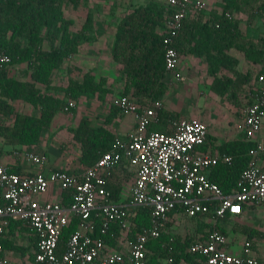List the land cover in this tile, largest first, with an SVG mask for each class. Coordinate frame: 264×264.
I'll use <instances>...</instances> for the list:
<instances>
[{"label": "built area", "instance_id": "1", "mask_svg": "<svg viewBox=\"0 0 264 264\" xmlns=\"http://www.w3.org/2000/svg\"><path fill=\"white\" fill-rule=\"evenodd\" d=\"M168 4L163 39L165 69L173 81L184 82L176 36L192 8L202 11L206 4L202 0H168ZM226 17L233 20V14ZM11 63L10 56L1 52L0 69ZM113 105L121 115L134 118V128L129 133L118 132L112 149L82 172L57 169L47 174L46 153L15 151L13 158L23 155L25 163L39 169L19 174L2 162L0 154V237L9 233L12 222L30 228L37 238L31 264H150L149 244L169 234L172 219L203 216L214 228L190 246V252L200 256L199 264H259L250 242L233 245L216 224L228 215L245 216V205L264 204V142H253L263 126L264 73L258 74L254 101L240 109L243 133L254 145L248 151L249 163L238 189L228 194L209 179V173L219 164L232 165L234 157L201 150L209 144L207 123L171 117L170 132H149L158 121V110L164 109L161 101L140 104L123 96ZM74 106L70 102L64 112L69 113ZM120 165L134 170L129 202L115 201L107 189L112 171ZM64 192L71 200L68 207L61 202ZM139 208L150 210L151 223L133 234L129 215ZM73 219L79 225L59 252L63 233ZM106 236L117 239L116 245L107 244L102 238ZM2 252L0 246V264H14Z\"/></svg>", "mask_w": 264, "mask_h": 264}, {"label": "trees", "instance_id": "2", "mask_svg": "<svg viewBox=\"0 0 264 264\" xmlns=\"http://www.w3.org/2000/svg\"><path fill=\"white\" fill-rule=\"evenodd\" d=\"M81 1L0 0V53L8 54L13 66L26 65L30 78L20 80L13 76L12 70H7L8 67L0 69V116L11 120L9 124L0 122V139L11 148V152L21 153L26 147L37 146L44 130L51 127L57 115L65 111L70 102H74L75 106L70 108L69 113L76 114L77 103L84 95H97L102 99L109 93L106 78L97 80L92 71L85 73L82 80L72 79L66 87L57 88L54 85V73L67 60L79 54L83 45L95 40L93 34L96 23L92 13L88 14L85 22L77 29L76 21L67 18L64 13L65 5L77 6ZM219 5L223 11L221 14L198 10L190 13L176 36L175 47L182 56L204 58L207 74L212 78L211 90L221 98L232 99L236 98L241 83H250L254 78L249 73L243 75L238 72L237 66L240 62L230 53L234 50L241 51L246 60L259 64L264 59V47L251 40L249 42L246 36L240 34L238 23L229 20L226 15L243 12L252 21L263 19L264 3L261 0H219ZM169 13L168 2L149 0L145 5L128 12L116 28L111 55L113 62L121 68L125 85L122 95L130 96L140 104L161 101L164 105V98L170 89L165 82L167 73L163 46V28ZM45 90L62 92L64 97H54ZM15 102L32 106L38 111V115L17 111ZM110 108V114L103 126H94L90 120L83 118L78 127L71 131L73 140L81 147L79 160L88 167L94 165L114 145L115 134L107 127L121 113L113 104ZM171 117L184 119L180 114L159 109L158 121L150 126L149 132L168 133L166 127ZM252 146L253 143L244 140L223 145L221 152L232 155L234 162L232 165L219 164L212 168L209 179L227 194L237 190L241 174L248 166V151ZM206 149L207 146L201 150L206 152ZM3 151L0 148V153ZM129 169L120 165L111 173L107 189L115 201L120 200L123 194L122 178H131L133 175ZM11 171L18 173L12 168ZM131 181L133 183L132 178ZM61 202L65 207L70 206L68 192L61 195ZM126 202H129V198ZM254 207L257 206L245 205L244 211L248 212ZM129 218L134 225L133 234L142 232L151 223L148 208L132 209ZM231 219L235 218L228 215L216 224V228L226 237L229 232L224 223ZM194 220L200 224V240L214 228L203 216ZM78 225V220L73 219L64 231L59 252L64 250L70 234ZM235 227L240 229L241 235L252 244L256 252L255 241L263 237V234L245 225L236 223ZM17 231L32 234L30 246L15 243ZM102 238L111 246L117 243V239L110 236ZM195 242L191 238L187 242H181L174 236L164 234L160 240L149 244L148 261L150 264H160L162 260H166L168 264H199L200 256L189 250ZM0 246L2 254L16 252L21 256H28V261L33 263L37 238L30 228L22 226L20 222H12L9 233L0 237Z\"/></svg>", "mask_w": 264, "mask_h": 264}, {"label": "rangeland", "instance_id": "3", "mask_svg": "<svg viewBox=\"0 0 264 264\" xmlns=\"http://www.w3.org/2000/svg\"><path fill=\"white\" fill-rule=\"evenodd\" d=\"M148 1L149 0H82L77 6H74L72 4L65 5L64 13L67 18H71L76 21L75 29H77L80 25L85 22L86 17L89 13H92L95 18L96 29L93 34V38H95V40L83 45L80 52L87 46H93V44L97 41V29L103 27L104 22L106 23L105 20H108L110 18L108 16H112V22L113 24H116L119 18H123L133 8L145 5ZM157 1L164 3L168 2V0ZM197 1L199 0H193L194 3ZM202 1L206 4V8L202 11H205L206 13H212L216 11L218 12V14H221L223 12L219 5V0ZM261 2L264 3V0H261ZM194 11L195 10L192 8L190 13ZM233 20L238 23L240 34L246 36L249 42L251 40V42H253L254 44L261 45L262 47H264V18L255 19V21H252L251 19H249V15H247L246 13L235 12L233 14ZM234 51H236L235 53H237L238 57L240 58L238 59L240 64L237 66L238 72H241L243 75H246L248 73L251 74V76H253L254 78L252 79V82L245 84L241 83V85L238 87V94L236 95V98L231 99L230 97H216V94H214V92L210 89L212 78L208 74H205L206 68L204 66L206 65V63L202 61L204 66L202 65L199 69L194 70V79H191L190 77L187 78V75L184 74L185 78H187L184 82L175 81V84H172L175 87L171 89V92L173 94H176L174 96L175 98L171 97L172 105L176 107V109H178L180 112L183 111L184 117H191L193 115H196V113L198 111L201 112V110L211 111L212 113H214L215 116L218 117H220L221 115H223L224 118L226 117V115L228 117L231 115L239 117V111L242 106L246 104L250 96H254V94L256 93L258 74L261 73L260 71H264V59L262 63L253 64L245 59L243 52L238 50ZM109 58L112 59V55L109 56V52L105 53L103 51L99 57H94V61L96 62L92 63L93 69L90 70L94 73L97 80L103 77L106 78L107 87H111L110 89L108 88L109 93L105 95L102 99H100L97 95L91 94H87L82 97L85 99V101H83L84 104L81 107L83 108L82 116L90 117L91 123L97 127L103 126L105 124V120L110 114L111 104H113L114 100H116L117 98L123 97L122 92L125 88L121 69L117 70V73H115L113 69H110L108 67L104 68V66L101 65L102 60H108ZM71 59L72 57L65 62V64L60 70L54 73V85L57 88L66 87L72 79L82 80L83 75L88 72L85 69L76 70V67L72 64ZM7 70H12L13 76H15V78L17 79H30L29 71L26 65L13 66L11 64ZM110 79H113L115 84L121 83V89H118L114 84L109 85ZM114 86L117 89H112V87ZM45 91L46 93L54 97H64V94L59 91ZM167 95L168 93L166 94L163 102H165V99L168 97ZM81 99L79 100V103H77V107H80ZM100 102L105 103V106L107 108L106 111L102 110L103 106L100 105ZM184 105L186 110L183 109ZM14 106L15 109L19 112L29 113L35 116L38 115V111L32 106L26 105L21 102H15ZM59 114H66V118L71 117V113H66L64 111ZM77 118L78 116H75L73 119L77 120ZM73 119L70 120V124H73ZM0 122L9 124L11 120L5 119L0 116ZM114 129L117 131L116 133L120 132L119 129H116L115 127ZM0 142L3 141L0 139ZM40 145H43L41 146L42 148H39L42 149L41 152L46 151L48 153L50 166H60L61 164H63V162H67L69 166L73 169L75 168V170H79L80 168L82 169L83 167H88L82 164L79 160V157L81 155V147L72 139L71 134L66 131V129L57 130L54 134H51L50 130L45 129L40 143L35 147H38ZM122 180L124 181V189L120 200L126 201L130 196L132 181L130 177L128 178L126 176L125 179L122 178ZM236 223L240 224L241 226L245 225L255 230H258L263 234V237L256 239L255 250L256 256H264V204L249 210V212H247V214L241 218L231 219L230 221L224 223V226L228 229L229 232V235L227 236L229 241L233 245H241L245 241V237L241 235L240 229H236ZM170 224L171 226L168 235L180 239L181 242H187L188 238L198 241L200 240V236H202L200 232V224L196 220H188L184 217H176L171 220ZM14 241L18 245L30 246V240L27 234H18V236L14 237Z\"/></svg>", "mask_w": 264, "mask_h": 264}, {"label": "crops", "instance_id": "4", "mask_svg": "<svg viewBox=\"0 0 264 264\" xmlns=\"http://www.w3.org/2000/svg\"><path fill=\"white\" fill-rule=\"evenodd\" d=\"M108 17L110 18L108 20H105L106 23L104 22L103 27L97 29V32H96L97 41L93 44V46L90 45V46L85 47L81 52H79V54L72 57L71 61H72V64L75 65L76 70L85 69L89 72L91 69H93L92 63L96 62L94 61V57H99L103 51L105 53L109 52V56H111L112 48H113L114 41H115L116 28L122 18H119L118 22L116 24H113L112 18H111L112 16H108ZM235 52L236 51H232L230 55L232 57L240 59L237 53ZM202 61L206 63V60L204 58H196L192 55L182 56L180 70L183 74L187 75V78L190 77L191 79H194L195 78L194 70L199 69L203 65ZM101 65L104 66V68L108 67L110 69H113L115 73H117V70L121 69L120 66L116 65L111 58H109L108 60H102ZM204 67L206 68L205 74L207 75V63ZM165 82L170 86V89L167 95L168 97L165 99V102H164L165 103L164 109L168 112H175L177 114H180L184 119H193V118L199 119L207 123L208 126L210 127V137L209 138H211V141H209V144L207 145L206 152H209L212 154H219V153H222L220 148L229 142L238 141V140H244L248 142L242 130L243 120H242L240 111H239V117L234 116V115H231L229 117L226 115L225 118L223 115L218 117V116H215L214 113H212L211 111H207V110L206 111L201 110V112L198 111L196 115H193L191 117H184L183 111L180 112L178 109H176V107L172 105V102H171V97L173 98L176 95L171 92V89L175 87L172 85V84H175V81H173V78L167 74ZM112 84L116 85L118 89H121L122 87L121 83L115 84L113 79L112 80L110 79L109 85H112ZM116 87L114 86L112 87V89L114 88L117 89ZM107 88L110 89L111 87L109 86ZM215 96L218 97V95H215ZM83 101H85L84 98L81 99L80 107H77L78 111L76 112V114L71 113L70 118H66L65 116L66 114H59L55 118L51 127L48 129L50 130L51 134L52 133L54 134L57 130L66 129V131H68L71 134V137L73 139V134L71 133V131L78 127L81 119L86 118V119L91 120L90 117L88 116L86 117L82 116L83 108L81 107L84 104ZM250 101H254V96H250L246 104H248V102ZM100 105L103 106V109H102L103 111L107 110L104 102H100ZM183 109L186 110L185 105L183 106ZM75 116H78L77 120L73 119ZM71 119H73L72 121L73 124H70ZM112 123L113 124L109 125L107 128L114 134H117L116 133L117 131L114 129V127L116 129H119L120 132H130L134 128L135 120L131 116L126 117L121 114H118ZM166 131L167 132L171 131L170 121H169L168 126L166 127ZM256 141L264 142V119H263V126H262L261 131L256 136V138L253 140V142H256ZM41 146L43 145H40L38 147H26L23 149L22 154H24L25 151H35L38 153H46L48 156V153L46 151L41 152L42 149H39ZM0 148L4 149V151L0 153L2 162L9 165L10 169L11 168L14 169L19 174H32L39 170L38 167L30 166L27 163H25L22 157L23 155H21V157H18V158H13L11 155L12 154L11 148H8V146H6L4 142H0ZM57 169L58 170L59 169L69 170L71 172H82L85 168L83 167L82 169L80 168L79 170H75V168L74 169L71 168L67 162H63V164H61L60 166L59 165L50 166L48 162L47 165L44 167V171L47 174L50 173V171L57 170ZM129 170L132 172V174L134 173L133 168H130ZM131 178L132 180H134V175H132ZM58 199L60 200V197ZM17 234H21V231L20 232L17 231ZM31 235L32 234L28 235L29 240H30ZM7 254L14 264H31L28 261V256H20V254L14 253V252L7 253ZM255 258L258 260L259 264H264V256H255ZM160 264H168V262L166 260H162ZM181 264H188V263L182 262Z\"/></svg>", "mask_w": 264, "mask_h": 264}]
</instances>
